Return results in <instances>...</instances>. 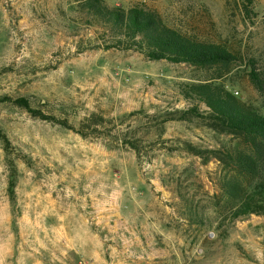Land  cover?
<instances>
[{
    "label": "rangeland",
    "instance_id": "1",
    "mask_svg": "<svg viewBox=\"0 0 264 264\" xmlns=\"http://www.w3.org/2000/svg\"><path fill=\"white\" fill-rule=\"evenodd\" d=\"M104 1L236 59L221 71L105 50L72 0H0V264H264V213L232 216L264 197V157L240 175L225 154H248L243 139L185 94L212 82L264 116L248 77L264 78V0Z\"/></svg>",
    "mask_w": 264,
    "mask_h": 264
},
{
    "label": "trees",
    "instance_id": "2",
    "mask_svg": "<svg viewBox=\"0 0 264 264\" xmlns=\"http://www.w3.org/2000/svg\"><path fill=\"white\" fill-rule=\"evenodd\" d=\"M72 2L88 13L90 19L103 29V34L108 38L103 48L105 50L137 51L153 61L164 60L201 69L217 68L221 71H227L236 59L224 46L200 42L167 27L156 12L145 8L133 7L125 10L110 7L104 0ZM248 77L257 89L264 87V78L255 69H250ZM185 94L205 105L211 129L243 139L250 152L226 153L225 159L240 175L253 176L257 171V160L254 157H264V116L212 82L188 84ZM13 104L33 114L25 99H17ZM0 140L8 145L1 133ZM236 181V176L227 179L226 186L231 192L237 188ZM12 185L13 182L11 187ZM261 213H264L263 196L257 201L247 199L233 211L232 216L236 219Z\"/></svg>",
    "mask_w": 264,
    "mask_h": 264
}]
</instances>
